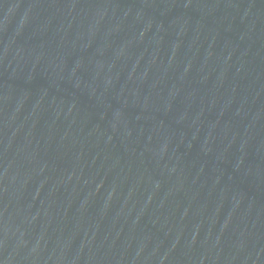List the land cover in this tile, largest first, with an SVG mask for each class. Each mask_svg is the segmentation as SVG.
<instances>
[{
    "label": "water",
    "instance_id": "1",
    "mask_svg": "<svg viewBox=\"0 0 264 264\" xmlns=\"http://www.w3.org/2000/svg\"><path fill=\"white\" fill-rule=\"evenodd\" d=\"M0 264H264V0H0Z\"/></svg>",
    "mask_w": 264,
    "mask_h": 264
}]
</instances>
